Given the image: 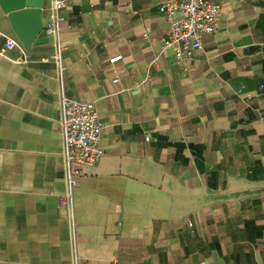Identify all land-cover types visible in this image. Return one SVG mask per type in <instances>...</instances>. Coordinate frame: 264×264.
<instances>
[{
	"label": "crops",
	"instance_id": "crops-1",
	"mask_svg": "<svg viewBox=\"0 0 264 264\" xmlns=\"http://www.w3.org/2000/svg\"><path fill=\"white\" fill-rule=\"evenodd\" d=\"M3 1L0 32L22 46ZM164 1L62 11L65 94L104 126L72 212L51 41L0 52V264H264V0H215L216 32L183 67Z\"/></svg>",
	"mask_w": 264,
	"mask_h": 264
},
{
	"label": "built area",
	"instance_id": "built-area-1",
	"mask_svg": "<svg viewBox=\"0 0 264 264\" xmlns=\"http://www.w3.org/2000/svg\"><path fill=\"white\" fill-rule=\"evenodd\" d=\"M73 0H52L50 18L45 26L53 46L51 61L56 64L60 80V110L58 125L62 137V157L65 193L60 205L73 210V193L81 182L86 168L97 167L105 151L102 147L104 126L94 103L70 99L65 94L63 76L66 69L63 53L66 46L62 39L65 23L62 11ZM159 11L169 23V35L163 39L164 47L172 49L180 67L192 61L197 51L203 49L205 36L216 32V23L222 13L221 5L215 0H167L160 4ZM18 49L24 57L26 51L14 39L0 32V52ZM122 60V56L110 59L111 64ZM114 83L119 82L116 77ZM149 141L150 137H146Z\"/></svg>",
	"mask_w": 264,
	"mask_h": 264
},
{
	"label": "water",
	"instance_id": "water-1",
	"mask_svg": "<svg viewBox=\"0 0 264 264\" xmlns=\"http://www.w3.org/2000/svg\"><path fill=\"white\" fill-rule=\"evenodd\" d=\"M3 4L11 26L24 49H30L33 44L50 42L43 20L46 0H13L11 3L4 0ZM21 24H28L30 28H22Z\"/></svg>",
	"mask_w": 264,
	"mask_h": 264
}]
</instances>
